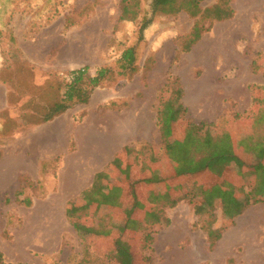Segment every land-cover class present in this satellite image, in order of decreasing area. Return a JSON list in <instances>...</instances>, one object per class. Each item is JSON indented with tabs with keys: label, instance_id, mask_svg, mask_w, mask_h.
I'll return each mask as SVG.
<instances>
[{
	"label": "rangeland",
	"instance_id": "374dc122",
	"mask_svg": "<svg viewBox=\"0 0 264 264\" xmlns=\"http://www.w3.org/2000/svg\"><path fill=\"white\" fill-rule=\"evenodd\" d=\"M121 1L0 0V56L7 59L0 73L5 82H0L5 90L0 109L3 261L77 264L89 242L114 264H126L120 255L125 250L133 264H147V258L153 264H214L208 258L216 264H264V202L233 218L245 194L257 189L264 196V0H231L233 17L215 21L189 51L183 45L194 19L186 11L153 17L138 46L137 72L96 88L88 104L67 113L75 118L86 112L102 121L123 110L126 136L132 137L138 115L140 131L135 128L134 140L126 137L92 185L69 201L66 216L62 205L57 211L46 207L57 203L61 157L43 161V169L21 165L27 148L36 146L28 141L31 127L11 132L16 121L24 123L22 114H45L61 97L67 71L88 66L95 74L99 67L114 66L137 42L140 19L119 22ZM215 2L203 0L202 6ZM150 3L143 0V17L151 16ZM66 20L72 22L68 31ZM13 35L36 60L22 48L24 59L13 57ZM113 101L117 107L97 109ZM179 104L187 110L163 136L159 113ZM6 129L9 137L10 132L2 134ZM176 141L186 147L177 143L175 151L190 148L191 160L204 164L179 165L169 148ZM214 153L219 156L207 158ZM19 179L25 184L20 196ZM26 197L33 199L31 206L23 203ZM177 197L184 198L171 207ZM192 197L201 203L200 213ZM74 220L92 231H77ZM224 225L223 238L210 250L208 236ZM146 236L153 240L143 247Z\"/></svg>",
	"mask_w": 264,
	"mask_h": 264
},
{
	"label": "trees",
	"instance_id": "16d2710c",
	"mask_svg": "<svg viewBox=\"0 0 264 264\" xmlns=\"http://www.w3.org/2000/svg\"><path fill=\"white\" fill-rule=\"evenodd\" d=\"M203 0H151L150 6H151V16H142V8H143V0H122L120 5V16H119V22L121 21H127V22H134L139 20V30H138V38L137 42L129 47H127L121 57L115 62L114 66H102L99 67L95 74L90 73L91 68L88 66H83L80 68L72 69L67 71L66 74L62 72V74L65 75L63 77V81L61 83L62 86L60 88L62 89L61 97L53 102L51 105H47L48 111L43 114L42 116H38L32 113L29 114H22L27 115L26 119H24V123L21 124L19 122H15L14 126L11 129L12 131H15L20 126H28L31 127V130L44 124L49 121L54 120L56 117L62 115L69 109L73 108L74 106L78 104H88L91 96L94 92V90L98 87H103L105 85H111L114 84L115 81H118L120 79L124 78H130L132 77L138 70L137 67V55H138V46L139 44L144 40V33L148 27L151 26L153 22V17L156 14H164V15H177L181 11H186L193 19H194V25L189 33V36L187 40L185 41L183 45V50L189 51L191 47L196 44L201 38L205 31H209L211 26L215 21H223L227 20L233 17L234 15V9L231 5V0H216L215 4L211 6H202ZM207 23L209 25L207 26ZM72 22L69 20H66L64 25V31H68L69 28H71ZM1 32H0V40H1ZM12 41L15 42V50L13 57H17L19 55L21 58L24 57V53L22 49L18 46V41L13 35ZM24 59V58H23ZM26 62L25 60H23ZM7 63V59L0 56V73L2 69L4 68V65ZM35 68V67H34ZM36 69V68H35ZM37 70V69H36ZM0 82H4V80L1 78ZM5 83V82H4ZM7 84V83H6ZM8 88L10 95H13V87L11 83H8ZM168 86V85H166ZM12 88V89H11ZM168 89L169 86H168ZM117 107L116 102H110L108 104L98 105L97 109L100 113H103L109 109H112ZM27 107V106H26ZM186 107L183 104H179L177 108H170L165 113H159L158 117V123L160 125V132L163 136H165L166 133H168L175 122L179 120L181 115L186 112ZM86 116V112L82 113L80 117L76 116L74 118V123L77 125L81 123ZM205 124L200 123L199 126L203 127ZM10 132V130H9ZM9 132L2 131V134H8ZM9 133L6 137H9ZM180 143V148L186 147L185 142H175L173 145H170V150L172 152V156H176V162L179 163V165L186 166V169L190 168L191 165L194 166H202L204 164L205 160H191V157H194L193 154H195V151H192V149H179L175 151V144ZM74 149V146L71 148V150ZM197 153H200L199 150H196ZM3 154V151L0 152V158ZM218 154H213L212 156H208V159H213L218 157ZM60 157H57L55 160H58ZM203 157L202 159H205ZM184 159V160H183ZM50 162H47L46 164H49ZM42 169H43V162H42ZM25 178V177H23ZM22 187H25V184H23L22 181L19 179V191L17 194L20 196L23 192ZM35 188V186H33ZM46 195V192L44 191L43 196ZM184 197H177L175 198L170 206L174 207L178 204L179 201L183 200ZM190 203L194 206V211L196 213L201 212V203H198L195 201V199L192 197L190 200ZM264 202V196L260 195L257 191V189H253L251 192H248L245 194L243 200L238 204V207L235 211V216L242 215L245 213V211L251 207L253 204ZM23 203L27 206H31L33 204V199L31 197H26L23 199ZM74 228L77 231L86 230V231H92L89 228H85V226L78 220L72 221ZM231 224H234V221L231 222ZM227 225H224L223 227L217 228L212 234L208 236L207 242H208V248L210 250H214L216 247L218 241L222 238L223 232L225 229H227ZM146 241L148 243L144 244L143 247H148L150 245V242L153 240L152 236H146ZM124 253L126 254L127 251L125 250ZM125 254L120 253L123 257V260L126 264H133V260L128 259ZM0 264H5L3 261V254L0 251ZM10 264V263H8ZM18 264H27V263H18ZM77 264H114V261L112 258L109 257H102L98 254H96L92 246L89 242H85L84 246V252L82 258L78 261ZM147 264H153L151 258H147ZM200 264H211L209 262H202Z\"/></svg>",
	"mask_w": 264,
	"mask_h": 264
},
{
	"label": "crops",
	"instance_id": "0c3cea01",
	"mask_svg": "<svg viewBox=\"0 0 264 264\" xmlns=\"http://www.w3.org/2000/svg\"><path fill=\"white\" fill-rule=\"evenodd\" d=\"M21 48L30 60H36L28 49L22 46ZM4 94L5 90L0 83V109H3L5 105ZM69 111L71 110L32 129L27 137L28 141L36 146L32 145L33 147L27 148L26 156L21 158V165L29 167L30 164H39L40 167L43 161L61 157L57 173L61 187L58 192L59 196L56 200L54 199L57 203L46 205V207L47 209L51 207L50 211H57L62 205L65 216L69 201L92 185L96 175L113 161L117 153L126 145V137L129 138L128 141L134 140L135 128L138 135L140 131L138 115L137 120L132 121V137L126 136V129L128 131L129 128L125 126L126 115L123 114V110L116 111L119 115L116 119L110 120L105 117L102 121L89 116L88 113V116H85L83 121L77 125L74 123V114H67ZM97 122L103 123L105 129L98 126ZM73 142L75 149L71 150ZM22 149L25 150V147L22 146ZM3 154L0 161L4 159ZM61 181H65L64 184H61ZM206 260L216 264L214 259Z\"/></svg>",
	"mask_w": 264,
	"mask_h": 264
},
{
	"label": "bare ground",
	"instance_id": "6f19581e",
	"mask_svg": "<svg viewBox=\"0 0 264 264\" xmlns=\"http://www.w3.org/2000/svg\"><path fill=\"white\" fill-rule=\"evenodd\" d=\"M259 5V4H258ZM189 259V258H188Z\"/></svg>",
	"mask_w": 264,
	"mask_h": 264
}]
</instances>
